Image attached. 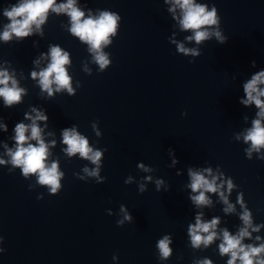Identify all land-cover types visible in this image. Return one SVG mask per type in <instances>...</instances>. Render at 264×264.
<instances>
[{
  "label": "water",
  "instance_id": "95a60500",
  "mask_svg": "<svg viewBox=\"0 0 264 264\" xmlns=\"http://www.w3.org/2000/svg\"><path fill=\"white\" fill-rule=\"evenodd\" d=\"M17 2L0 0V33L9 22L4 8ZM203 2L217 7L226 43L215 38L201 45L187 41L191 31L180 30L163 0H76L85 18L98 17L102 11L122 18L117 33L109 36L111 43L102 45L110 61L105 70L95 62L90 46L70 33L66 13L49 9L45 23L40 29L33 25L28 38L0 40V68L15 69L19 86L27 91L23 102L12 108L4 107L0 97V117L8 125V132L0 129V158L8 159L4 143L14 146L10 137L24 112L43 107L49 117L44 129L48 163L58 161L64 173L59 194L51 195L48 186L37 183L35 174L24 178L20 168L10 173V164L0 165V235L4 237L0 248L6 249L0 253V264H195L205 257L226 264L227 257L218 250L222 234L207 249L189 246L187 226L195 223V212L202 211L203 220L219 216L218 233L228 227L235 234L242 226V210L236 204L242 191L253 223L264 222V160L257 159L260 153L255 151L247 159L245 149L250 144L244 143L242 135L236 139L251 127L258 111L241 105L239 99L244 96L243 82L264 69V0ZM172 33L185 47L200 48L201 54L193 58L178 53L168 39ZM52 45L69 53L65 67L74 95L65 89L46 98L47 92H41L37 80L30 77L33 69L39 71L50 62V57L40 54ZM38 123L43 128V122ZM73 125L94 151L106 149L99 172L106 177L103 183L83 171L96 165L78 153L69 157L63 151L67 145L62 143V129ZM169 148L179 161L173 167ZM141 161L155 171L138 169ZM189 166L211 167L215 175L223 172L225 180L231 176L237 187L229 194L225 183L222 190L236 204L235 211H223L227 205L218 193H206L211 199L208 206L193 205L188 198ZM129 176L132 180L125 184ZM147 176L153 182L145 181ZM157 177L165 181L159 191ZM141 183L147 185L143 193L138 191ZM40 194L43 198L37 199ZM121 204L134 220L117 226L124 216ZM169 233L172 256L160 261L156 244ZM257 234L264 237V228L253 233V240ZM114 255L118 259L113 260Z\"/></svg>",
  "mask_w": 264,
  "mask_h": 264
},
{
  "label": "clouds",
  "instance_id": "9594fccd",
  "mask_svg": "<svg viewBox=\"0 0 264 264\" xmlns=\"http://www.w3.org/2000/svg\"><path fill=\"white\" fill-rule=\"evenodd\" d=\"M164 4L168 5L167 11L171 13L172 19L179 25L181 31H191V35L185 37L189 42L195 41L197 45L203 44L205 41L215 38V40L224 44L228 37L224 35L221 28V16L215 4L209 7L207 2H197V0H163ZM66 13L70 17V33L78 37L81 42L87 43L89 51L94 52V60L99 64L101 70H105L110 64L107 55L102 52V45L111 43L110 35L117 33V21L121 20V16L113 11H102L98 17L89 15L85 18V11L81 10L76 5V0H67V3L56 4L55 0H18L17 3L11 4L10 7H5L3 16L9 21L4 25V30L0 33V40L8 42L15 36L18 41H22L33 34V25L36 29H40L45 23L48 11ZM210 9V10H209ZM90 11V10H89ZM42 35V32H41ZM170 43L176 45L178 53L184 56L198 57L201 54V49L196 47H185L183 42H178L175 39V33L168 37ZM33 46H36L34 42ZM41 57H50V62L46 67L36 71L33 69L30 77L37 80L41 92H47L46 98L55 96V93L67 90L69 95H74L75 90L71 86V77L65 65L70 63L69 53L62 50L59 45L50 46L49 52H42ZM194 62V61H190ZM5 63H8L5 61ZM34 64H38L39 60H35ZM252 67H256V61L253 60ZM55 85V88H53ZM264 69L258 70L251 74L250 78L243 82L244 96L239 99V103L245 107L255 106L256 118L251 122V127L246 129L244 133L238 134L236 139L239 140L241 135L246 144H250L245 149L246 158L251 159L252 153L255 151L260 153L257 157L259 160H264V153L261 149L264 148ZM27 95L25 88L19 86V82L15 78V69L10 72L8 68H0V97L3 98V105L6 108H12L14 105L23 102L22 96ZM34 113V115H33ZM187 115V113H183ZM247 119V117H244ZM25 120L31 121L25 123ZM43 122V128L38 122ZM49 117L46 109L43 107H31V111L24 112V118L17 122L13 128L14 135L10 140L14 142L13 147H9L8 143H4L6 149L7 160L0 158V165L10 164L12 167L8 169L11 173L15 168H20L21 174L27 178L29 174L37 176V183L41 186H48L51 195H57L62 188L60 183L64 173L59 171L58 161L53 160L48 163L49 143L45 142L44 129L48 127ZM94 130L96 124H93ZM0 129L3 132H8V125L4 122L3 117H0ZM47 135H53L49 132ZM97 135H100L97 130ZM35 141V143H32ZM53 146L56 141L50 142ZM62 143L67 145L64 152L69 157L79 154L80 158L89 160L95 168L89 170L84 167L83 171L88 177H96L97 183H103L106 177L99 176L102 167L101 157L106 149L93 150L89 146V140L76 131V126L65 127L62 129ZM169 155L172 157V165L175 166L179 161L175 157V151L169 148ZM195 166H189L188 176L190 184L187 185L191 189L188 193V198L197 208L208 206L211 204V199L206 193H218L220 199L227 205L223 209L225 213L234 212L236 204H239L241 212L239 220L242 226L233 234L228 227H223L217 231L220 224V217L213 216L210 220H203L204 213L202 211L195 212V223H189L187 226V234L190 240L192 249H200L201 245L207 249L217 239H222L218 244L219 255L227 257L226 264H264V237L257 234L253 240V233H259L261 228H264V222L253 223V213L248 207L244 199V193L238 192L236 204L229 202L228 195H225V183L227 184V192L231 194L233 188L237 187L233 183L231 176L227 179H222L224 173L219 175L213 174L211 167H204L194 170ZM138 169L145 172L155 171L151 166H146L143 161L138 162ZM205 173L207 175H205ZM179 171L177 175H179ZM74 175H76L74 173ZM79 179L85 180V177L80 176ZM132 177L125 179V184H129ZM147 182H153L151 176L144 177ZM220 181L217 183V181ZM156 188L159 191L162 185H165L163 178L157 177L155 180ZM147 190L146 183H141L138 186V191L143 193ZM196 193V194H193ZM43 194H40L37 199H42ZM121 212L124 213L123 219L118 220L117 226H123L125 221L132 222L134 217L127 210L124 204L120 205ZM111 215V210H107ZM246 238L247 241L246 242ZM4 237L0 235V241ZM173 243L172 234H165L159 239L156 247L158 249V259L166 261L172 256V248L169 247ZM5 248H0V253L5 252ZM118 259L116 255L113 260ZM195 264H214L213 260L205 257L197 260Z\"/></svg>",
  "mask_w": 264,
  "mask_h": 264
}]
</instances>
